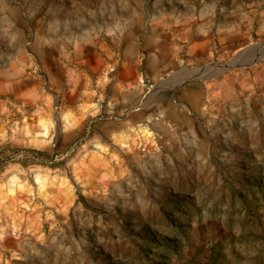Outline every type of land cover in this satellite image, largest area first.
I'll return each mask as SVG.
<instances>
[{
	"label": "rangeland",
	"instance_id": "1",
	"mask_svg": "<svg viewBox=\"0 0 264 264\" xmlns=\"http://www.w3.org/2000/svg\"><path fill=\"white\" fill-rule=\"evenodd\" d=\"M262 43L264 0H0V264H264Z\"/></svg>",
	"mask_w": 264,
	"mask_h": 264
},
{
	"label": "water",
	"instance_id": "2",
	"mask_svg": "<svg viewBox=\"0 0 264 264\" xmlns=\"http://www.w3.org/2000/svg\"><path fill=\"white\" fill-rule=\"evenodd\" d=\"M262 46H264V43L260 44ZM252 48V46L243 48L241 50H239L236 55L231 58L229 61L227 62H223V63H217V64H213V65H208L205 67H199L196 69V71L187 79L180 81L179 84L186 82L187 80H192V79H196L199 75H201L204 72H207L208 70H210L211 68H217L220 71H225V70H229V69H233V68H240V67H247L251 64H254L257 59L253 60V61H249V62H245V63H241L239 62V58L241 56H243L247 51H249ZM163 88H161L160 85H156V88L154 89V91H159Z\"/></svg>",
	"mask_w": 264,
	"mask_h": 264
}]
</instances>
